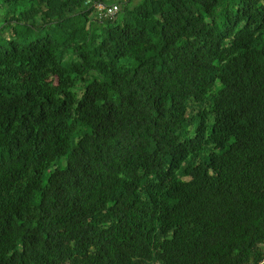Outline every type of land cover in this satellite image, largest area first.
<instances>
[{
    "label": "trees",
    "instance_id": "16d2710c",
    "mask_svg": "<svg viewBox=\"0 0 264 264\" xmlns=\"http://www.w3.org/2000/svg\"><path fill=\"white\" fill-rule=\"evenodd\" d=\"M96 1L0 2V264H264V0Z\"/></svg>",
    "mask_w": 264,
    "mask_h": 264
},
{
    "label": "built area",
    "instance_id": "2783aa9c",
    "mask_svg": "<svg viewBox=\"0 0 264 264\" xmlns=\"http://www.w3.org/2000/svg\"><path fill=\"white\" fill-rule=\"evenodd\" d=\"M95 7L97 8V12L99 13L98 14L99 18H102V17L112 18L118 12L120 8V4L116 2L106 3L101 0H98L95 2Z\"/></svg>",
    "mask_w": 264,
    "mask_h": 264
},
{
    "label": "rangeland",
    "instance_id": "374dc122",
    "mask_svg": "<svg viewBox=\"0 0 264 264\" xmlns=\"http://www.w3.org/2000/svg\"><path fill=\"white\" fill-rule=\"evenodd\" d=\"M0 2H2V0H0ZM0 12H2V10L0 9ZM58 160H56V163L60 164L62 167L66 165L67 161L66 160H60L61 162H57Z\"/></svg>",
    "mask_w": 264,
    "mask_h": 264
}]
</instances>
